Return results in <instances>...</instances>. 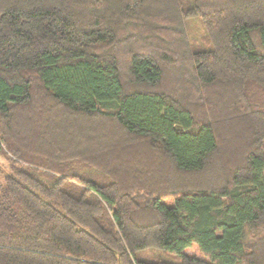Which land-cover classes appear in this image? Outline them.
Returning a JSON list of instances; mask_svg holds the SVG:
<instances>
[{
  "label": "trees",
  "instance_id": "trees-1",
  "mask_svg": "<svg viewBox=\"0 0 264 264\" xmlns=\"http://www.w3.org/2000/svg\"><path fill=\"white\" fill-rule=\"evenodd\" d=\"M0 155V264H264V0H0Z\"/></svg>",
  "mask_w": 264,
  "mask_h": 264
},
{
  "label": "rangeland",
  "instance_id": "rangeland-1",
  "mask_svg": "<svg viewBox=\"0 0 264 264\" xmlns=\"http://www.w3.org/2000/svg\"><path fill=\"white\" fill-rule=\"evenodd\" d=\"M192 33L197 34L198 37L200 36V38H201V34H202L201 27L197 26V25H193L192 26ZM8 171H9V164H8L7 160L3 156L0 155V181L2 180L3 176ZM185 251L190 253V254L199 255L197 247L194 244H192L191 246L186 248Z\"/></svg>",
  "mask_w": 264,
  "mask_h": 264
}]
</instances>
